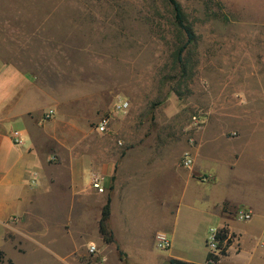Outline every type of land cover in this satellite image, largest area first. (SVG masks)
<instances>
[{"label": "rangeland", "instance_id": "obj_1", "mask_svg": "<svg viewBox=\"0 0 264 264\" xmlns=\"http://www.w3.org/2000/svg\"><path fill=\"white\" fill-rule=\"evenodd\" d=\"M176 1L195 35L192 42L169 0H0V71L23 76L15 89L29 90L52 139L56 135L66 145L64 160L81 143L84 175L94 171L98 151L167 155L175 164L205 140V154L229 156L228 172L235 170L231 156L237 158L244 141L260 142L264 154V0ZM119 98L130 101V110L115 118L110 134H99L97 123ZM49 110L54 115L46 120ZM195 115L201 116V129L193 127ZM233 180L198 183L193 195L190 190L181 220L192 236L180 238L176 249L196 264H207L206 241L220 222L207 214L208 189L213 200L224 194L241 200ZM158 181L151 185L154 192ZM228 204L224 227H237L244 240L229 229L236 235L227 253L232 255L218 264H254L255 248L264 251V226L257 218L241 221L244 209ZM78 231L74 243L84 247L85 264L91 230ZM151 252L155 264H168L169 251L154 246ZM40 255L34 261L10 256L16 264H63ZM12 259L1 264H13Z\"/></svg>", "mask_w": 264, "mask_h": 264}, {"label": "crops", "instance_id": "obj_2", "mask_svg": "<svg viewBox=\"0 0 264 264\" xmlns=\"http://www.w3.org/2000/svg\"><path fill=\"white\" fill-rule=\"evenodd\" d=\"M22 80L23 76L13 71H0V250L7 259H12V252L34 256L33 261L47 253L63 264H81L84 247L74 243V237L81 235L79 227H85L91 230L89 244L98 247L97 257L102 264H125V259L128 264H155L151 248L159 232L172 240L165 263L172 259L194 263L176 249L180 238L192 236L182 223V210L189 206L186 200L198 183L215 186L224 178L227 182L237 179L242 199L224 194L213 200L212 187L208 189L211 210L207 214L220 220L217 227L226 226L222 215L225 203L250 211L252 218L264 226V154L260 152V142L244 141L245 146H239L237 158L231 156L235 159V170L231 172L226 169V153L205 154V140L198 148L189 147L194 165L187 170L181 168L179 157L172 164L167 155L129 152L120 157L98 151L92 173L104 175L107 188L105 194H100L91 186L92 173L88 176L81 171V143L77 142L73 146L77 152L72 150L70 159L64 160L66 145H60L56 135L52 139V128L42 122V110L29 101V90L15 89ZM15 130L23 134L25 145L13 143L11 134ZM55 152L60 155V163ZM200 158L205 166L199 165ZM156 178L160 187L154 192L151 185ZM108 200V224L115 238L109 245L99 230L102 209ZM228 227L244 238L237 227ZM255 251L253 263L264 264V251ZM119 252L125 259L119 257ZM111 254L115 257L113 262Z\"/></svg>", "mask_w": 264, "mask_h": 264}, {"label": "built area", "instance_id": "obj_3", "mask_svg": "<svg viewBox=\"0 0 264 264\" xmlns=\"http://www.w3.org/2000/svg\"><path fill=\"white\" fill-rule=\"evenodd\" d=\"M131 108V103L127 99L119 98L113 105L112 111L104 116H102L99 122L96 125V131L99 134H110L112 131V124L116 117L121 114L127 113ZM54 115L53 110H49L44 116L45 119L48 120L52 118ZM193 127L201 129L203 122L201 121L200 115L193 116ZM12 140L13 143L17 146L25 145V141L23 138V134L15 130L12 132ZM181 167L185 169H191L194 165V157L192 151H186L180 162ZM106 177L99 173L91 174V186L94 190H96L100 194H105L107 192V188L105 187ZM252 218V213L247 210H241L239 213V219L241 221H249ZM221 233L220 228L212 229L210 231V235L206 241L208 254L211 256V261H214L215 257H222V251L226 249L228 253L229 248H231L232 244L235 241V237H233L232 233L229 232L227 238L223 241L221 245ZM229 241L232 243L229 245ZM155 247L160 251H169L172 248V240L171 238L163 232H159L155 236ZM228 247V248H227ZM98 252V247L96 245H91L88 249V260L85 264H100L97 261L96 255Z\"/></svg>", "mask_w": 264, "mask_h": 264}, {"label": "trees", "instance_id": "obj_4", "mask_svg": "<svg viewBox=\"0 0 264 264\" xmlns=\"http://www.w3.org/2000/svg\"><path fill=\"white\" fill-rule=\"evenodd\" d=\"M169 1L171 2V4L174 7L175 18H176L177 24L179 25V27H181L187 33L189 42H192L194 40L195 35L193 33V30L185 24L184 14L182 12V8H181L180 4L176 0H169ZM227 206H229V204L225 203L224 208H223V213H225V211H226L225 209ZM110 216H111V202H110V200H108L102 209V217H101L100 224H99V230H100V233L103 237V241L107 245L113 244L115 242L114 233L109 228V224H108ZM220 233H221L220 236H221V245H222L223 241L227 238V235L229 233V229L227 227L220 228ZM233 237H236V235L233 234ZM228 243H229V245H227V246H230L232 241H229ZM222 256H227L226 249H224L222 251ZM4 258H5V255L0 250V264L4 260ZM211 260H212L211 256L208 254L207 259H206L207 264H217L220 262L221 257H215L214 261H211ZM10 263H11V261H10ZM170 264H196V263L172 259L170 261Z\"/></svg>", "mask_w": 264, "mask_h": 264}]
</instances>
